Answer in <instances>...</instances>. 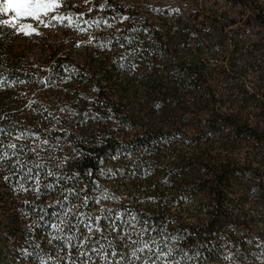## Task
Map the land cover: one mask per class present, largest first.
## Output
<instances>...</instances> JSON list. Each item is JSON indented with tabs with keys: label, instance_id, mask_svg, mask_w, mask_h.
<instances>
[{
	"label": "trees",
	"instance_id": "16d2710c",
	"mask_svg": "<svg viewBox=\"0 0 264 264\" xmlns=\"http://www.w3.org/2000/svg\"><path fill=\"white\" fill-rule=\"evenodd\" d=\"M57 3L0 23V264H264V35Z\"/></svg>",
	"mask_w": 264,
	"mask_h": 264
},
{
	"label": "rangeland",
	"instance_id": "374dc122",
	"mask_svg": "<svg viewBox=\"0 0 264 264\" xmlns=\"http://www.w3.org/2000/svg\"><path fill=\"white\" fill-rule=\"evenodd\" d=\"M77 2L82 0H76ZM130 4L136 6H144V11L148 12L149 8L160 9L164 8L169 10V14L167 16L168 22L171 21V18L175 15V12L179 11L181 14L190 15L197 11L198 8L200 9H210L215 8L217 13L226 12L228 17L231 19L237 20H244L248 18L249 12L246 9H243L241 6H236L233 3H230L227 0H127ZM261 3H264V0H256ZM258 3V2H257ZM222 21V19H220ZM30 25L29 23H24L23 26L25 30L29 34H24L23 32H19L20 36L28 35L29 40L35 39L37 36V32L34 29H29L27 26ZM237 26L233 27L236 28ZM242 30L241 35L246 38L247 40H254L257 39L259 36L264 35V27L258 23L255 18L251 19L250 21L241 23ZM32 27V26H31ZM19 42L24 44L26 41L23 38H20ZM121 190L123 188L121 187Z\"/></svg>",
	"mask_w": 264,
	"mask_h": 264
},
{
	"label": "snow or ice",
	"instance_id": "6c2138e0",
	"mask_svg": "<svg viewBox=\"0 0 264 264\" xmlns=\"http://www.w3.org/2000/svg\"><path fill=\"white\" fill-rule=\"evenodd\" d=\"M58 6L57 0H0V17L12 14L10 20L0 19V23L13 28L25 18L42 23L41 17L47 16L52 9ZM27 27L31 29V25ZM20 31L29 34L23 25Z\"/></svg>",
	"mask_w": 264,
	"mask_h": 264
}]
</instances>
